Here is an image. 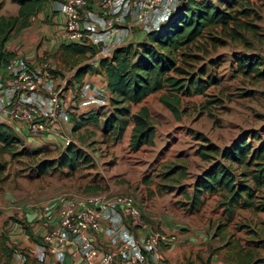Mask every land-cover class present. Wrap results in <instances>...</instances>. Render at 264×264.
I'll return each instance as SVG.
<instances>
[{"label":"rangeland","instance_id":"1","mask_svg":"<svg viewBox=\"0 0 264 264\" xmlns=\"http://www.w3.org/2000/svg\"><path fill=\"white\" fill-rule=\"evenodd\" d=\"M0 1V14L13 15L16 12V3ZM179 1L175 0L172 5H177ZM211 1L222 7L219 0ZM252 4L260 15L259 19L253 20L257 25L256 34L243 31V38L239 40L220 36L224 43L213 45L208 35L217 34L216 27L183 49L179 65L194 73L203 67V74L215 76L217 83L205 88L201 94L178 93L176 115L159 100L160 95L165 93L164 89L130 105L131 113L144 105L152 119L151 139L136 149H131L129 145L132 121L118 140L103 132L104 115L113 108L107 92L103 96L105 102L94 105L103 117L99 121L85 123L83 133L79 135L82 139L77 144L69 140L60 146H35L37 142L25 143L21 132L10 126L20 140L14 141L13 153L0 155V214L14 219L13 215L22 212L18 217L20 244L14 245L17 251L21 254L29 252L22 240L23 234L27 235L25 227L29 226L23 213L34 208L43 212L44 202L53 194L59 191L79 195L129 194L139 212L144 203L171 199L173 205L180 208L179 214L183 219L189 217L188 225L183 222L184 227L177 229L180 233L188 231L191 235L192 240L184 238L188 251L187 264H238L239 261L241 264H264V209L255 207L264 202L263 189L255 192L251 207L235 206L231 216L216 193H203L201 203L190 206L194 177L212 161V158L205 160L200 157L198 150L201 146L212 143L222 148L238 136H245L253 146L264 144V77L243 74L234 62L235 54H252L264 59V0H252ZM64 84L61 85V92ZM214 98L218 102H207ZM5 118L10 123L20 124ZM68 144L78 153L75 165H55L46 167L40 174L36 173L35 165L39 160L57 157ZM22 146L28 151L39 150L36 153H18ZM215 157L220 159L218 155ZM7 205L9 207L4 208ZM246 253L250 254L247 262ZM30 264H33L32 260Z\"/></svg>","mask_w":264,"mask_h":264},{"label":"trees","instance_id":"2","mask_svg":"<svg viewBox=\"0 0 264 264\" xmlns=\"http://www.w3.org/2000/svg\"><path fill=\"white\" fill-rule=\"evenodd\" d=\"M17 4L13 15L0 14V64L5 65L12 58L13 52L5 48V42L20 28L27 25L28 18L37 13L43 3L48 0H10ZM58 1V0H51ZM92 3L93 0H86ZM222 7L211 0H180L168 13L164 20L146 32L145 39L138 42H128L114 46L110 55L98 58L97 70L103 72L105 87L109 101L113 105L110 112L104 115L102 129L113 140L121 138L127 124L132 121L129 145L136 149L140 144L148 142L152 136L151 117L147 108L141 105L131 113L130 105L139 103L152 92L165 90L159 97L172 113L178 114V93L201 94L218 79L210 74L204 75V70L198 73L188 72L179 65L182 61L184 48L194 43L206 31L216 27L217 34L208 35L211 43L222 44L220 37L239 40L243 31L256 34L257 25L253 20L260 18L252 0H219ZM1 6V1H0ZM211 32V31H210ZM264 37V36H263ZM97 48L87 42L67 40L58 46V52L74 66L71 77L81 82V77L89 70V64L83 60L91 57ZM238 71L243 74L252 73L256 77H264V59L252 54L234 55ZM50 72H59L49 68ZM208 103L218 102L216 98ZM95 112L87 118H95ZM80 126L73 124V129ZM200 136V134H198ZM20 139L12 128L0 122V155L14 151V141ZM39 149L27 150L22 146L18 153H36ZM201 158L212 161L200 171L192 182L190 206L201 203L203 193H216L220 196L222 205L231 216L235 206L251 207L252 198L257 190H264V144L253 146L245 136H238L222 148L206 143L198 150ZM218 155L220 159H216ZM77 151L68 144L65 151L52 159L39 160L36 173L40 174L46 167L75 165ZM223 160V161H222ZM234 164V167H232ZM93 188V187H89ZM264 209V202L257 206ZM221 227L218 226L219 230ZM25 232L32 237L29 228ZM33 238V237H32ZM7 237L0 232V253L7 263L13 248L5 243ZM33 240L38 241L37 238ZM230 242V241H228ZM246 253L245 261L250 259ZM264 260V258H263ZM24 264H27L24 261ZM238 264H241L239 261Z\"/></svg>","mask_w":264,"mask_h":264},{"label":"built area","instance_id":"3","mask_svg":"<svg viewBox=\"0 0 264 264\" xmlns=\"http://www.w3.org/2000/svg\"><path fill=\"white\" fill-rule=\"evenodd\" d=\"M175 0H58L56 9L63 16L62 29L67 40L98 44V27L112 34L120 27L146 22L160 23L175 7ZM93 17L98 19L95 24ZM125 25V26H124ZM111 49L99 46L97 53L108 56ZM7 75H0V115L22 123L26 130L37 135L49 131L58 121H68L61 103V87L54 86L47 62L39 70L32 69L22 55H14L4 65ZM38 92V93H37ZM107 92L94 81L84 80L72 96L76 107L104 103ZM67 111V110H66ZM69 139L66 138L65 143ZM45 220L56 218L41 236L42 245L54 264H61L65 251L73 264H145L161 244L171 243L174 233L148 229L140 217L139 208L129 194L101 193L84 195L59 191L42 206ZM126 218L146 232L136 237L122 221ZM104 223L105 231L115 240L110 247L97 245L93 233ZM104 226L102 227L104 229Z\"/></svg>","mask_w":264,"mask_h":264},{"label":"crops","instance_id":"4","mask_svg":"<svg viewBox=\"0 0 264 264\" xmlns=\"http://www.w3.org/2000/svg\"><path fill=\"white\" fill-rule=\"evenodd\" d=\"M62 21L63 16L56 9L54 1L48 0L43 3L42 7L35 15L28 18L27 25L20 28L5 42V48L12 51L13 55L20 53L32 69L39 70L41 64L47 62L49 68L58 70L59 72H51L52 83L54 86L60 85L59 87H61V85L65 83V86L63 87L64 89L61 93V103L67 110L68 121H58V123H56L49 131L41 132L35 136L30 134L22 123L18 125V123H10L5 117L0 118L1 123L12 126L21 132V136H23L25 143L28 142L32 144L37 142V145L35 146L40 144L55 146L64 145L66 144V138H68L70 142L77 144V142H80V139H82L79 135L83 133L86 126L85 123L89 120L99 121L100 118L103 117V115L98 114V107L94 106L93 103L76 107L73 101L74 99H72V96L78 88L79 82L71 77L74 66H71L70 62L67 59H64L58 52L59 44L67 41L62 29ZM93 21L95 24L98 23L96 17H93ZM155 26V22H146L143 25H132L129 29H127L126 26L120 27L112 34L106 33L103 31V28L99 26L96 33L100 38L98 44L87 43L94 45L97 50L91 57L83 60V62L89 64V70H87L81 77V81H94L106 89L104 74L96 69L98 58L103 56L102 54L97 53L99 46L106 44L112 49L114 46L123 45L128 42H138L145 39L146 32ZM108 55H110V53H108ZM0 75L3 77H6L7 75V71L2 64H0ZM4 96L5 95L3 94L0 103L4 101ZM94 112L96 115L95 118H87ZM74 123H79L80 126L73 129ZM73 137L75 139L78 138V141H75ZM173 204L174 203L171 199H159L158 201L149 204L144 203L140 206V217L144 218L148 224L146 230L155 229L175 234V239L171 243L165 245L161 244L157 247L154 251V257L149 256L145 264H187L188 251L186 250V242H184V238L190 237L191 235L188 234V231L180 233L177 229L184 227L183 222L188 225L187 221L189 220V217L183 219L182 215L179 214V211H181L180 208ZM8 207L9 205L4 208ZM21 214L22 212H18L17 216L13 215L14 219L5 217L3 213L0 214V218L3 217L0 219L2 225L0 226V232L2 231L5 233L7 237L5 243L13 248V252L11 253L8 262H4V257L1 253L0 261H2V264H24V261H26L27 264H30L31 260L33 261V264H54L51 256L42 245L41 236L47 227L52 226L56 222V218L54 217L50 221H46L44 212H41L39 208L28 209L23 213V216H25V219L29 223V226L27 225L28 228L31 227L29 230L32 233V237L37 238L38 241L33 240L28 234H23L24 237H22V240L26 242L24 247H27L29 252L21 254V252L17 251L14 247L15 244L16 246H19L20 244L19 233H21V229L18 217ZM180 215L181 218L175 220V218ZM103 226L104 223L99 229L94 231L93 241L97 245L110 247L115 243V240L106 233V224L104 229L102 228ZM121 226L122 229L126 228L132 231L136 237H139L146 232V230L141 229L139 225L132 223L130 219L125 217V215ZM188 240H192L191 237L188 238ZM74 259L75 258L71 257L69 253L65 251L61 264H73Z\"/></svg>","mask_w":264,"mask_h":264}]
</instances>
